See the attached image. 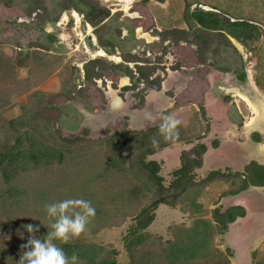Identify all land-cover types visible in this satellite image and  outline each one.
Masks as SVG:
<instances>
[{
    "label": "rangeland",
    "instance_id": "1",
    "mask_svg": "<svg viewBox=\"0 0 264 264\" xmlns=\"http://www.w3.org/2000/svg\"><path fill=\"white\" fill-rule=\"evenodd\" d=\"M222 69L248 71L264 105V0H0V264H19L22 246L51 231L48 204L77 197L95 217L54 243L69 257L82 247L78 264H172L168 249L188 237L197 258L178 264H264L244 217L224 222L250 178L227 166L245 133L242 123L228 135L220 117L241 98L208 89ZM114 95L120 111L109 109ZM167 113L183 122L176 141L158 133ZM36 143L62 161L33 162ZM36 221L44 228L28 233Z\"/></svg>",
    "mask_w": 264,
    "mask_h": 264
},
{
    "label": "crops",
    "instance_id": "2",
    "mask_svg": "<svg viewBox=\"0 0 264 264\" xmlns=\"http://www.w3.org/2000/svg\"><path fill=\"white\" fill-rule=\"evenodd\" d=\"M222 71L223 72H220L221 77H219V79L217 78L211 79V77L209 76L207 77L206 75L208 82V89H211L212 93H216L218 95V99L224 98L225 100L227 98L233 99L239 97L241 98L242 101L235 100L231 103L232 106L233 104H235L236 112L230 111V108L232 107L230 104L228 105L229 112L222 111V115H220L221 112L219 113L220 111L219 109L220 105L218 104L219 101L208 99L207 101L208 111L211 114L212 113L217 114V116L220 115V117L223 116L222 118L226 117L228 113L227 117L231 125V127L229 128L230 130H228V135H231L232 133L235 135L236 130L240 128L242 123L244 124V133H245V141L243 143H239V146L241 148L240 150L241 152H243V155L241 156L240 160L238 161L233 160V162L231 164H228L227 166L234 167L238 171L242 170L241 173H245L247 168L252 165L253 161H256L258 163L257 164L258 166L264 167V145H262L260 148L257 149L253 145L248 143L249 132L256 131L264 137V105L262 104V102H259L258 100L256 101L258 97L256 95V89L254 87L255 85L254 80L249 75L248 71H246L248 76L246 75V72L243 70L231 71V70L222 69ZM210 73L211 70L207 74L211 75ZM243 79L246 81L245 84H243ZM233 82H237L238 84L242 83L239 84L240 88L241 87H243V89L246 88L247 92L245 93L241 92L239 91V88H237V90L234 88L231 90L232 87L231 83ZM243 102L247 104L248 108L242 107ZM252 106L256 110L259 109L260 114L259 112L256 113L255 109H253ZM250 110H253L251 111V113L254 116L248 119L246 114ZM210 118H212V116ZM247 120H249L248 123H246ZM253 123L254 125H252ZM251 138H252V134H251ZM253 151L255 155H252ZM249 159H251V161H249ZM212 162H215V160L212 159ZM241 193H244L245 196L238 198L236 203H234L235 204L234 206L238 208L239 206H241L247 208L248 210V213L247 212L244 213L243 215L244 218L240 217L243 219L239 218L240 220H242L241 222L244 223L245 228H243V225H241V229L242 230L245 229L243 230V232L246 236L245 238L247 241L246 245L247 243L248 244L253 243L255 245L261 244L264 246V187L251 186L250 190L247 189ZM249 225H251V227Z\"/></svg>",
    "mask_w": 264,
    "mask_h": 264
},
{
    "label": "clouds",
    "instance_id": "3",
    "mask_svg": "<svg viewBox=\"0 0 264 264\" xmlns=\"http://www.w3.org/2000/svg\"><path fill=\"white\" fill-rule=\"evenodd\" d=\"M124 102L119 96L110 98L109 109L120 111ZM152 119L151 114L147 117ZM162 122L158 133L165 141H176L179 137V129L182 120L176 113L162 114ZM153 146H158L159 140L153 137ZM96 209L91 201L84 198H68L59 202H53L46 206V215L51 221V231L44 238L32 236L27 244L23 245L24 251L20 257L19 264H78V256L73 254L67 256L61 247L54 241L67 243L70 239L78 238L84 233L95 217ZM28 233L38 232L39 228L28 225Z\"/></svg>",
    "mask_w": 264,
    "mask_h": 264
},
{
    "label": "trees",
    "instance_id": "4",
    "mask_svg": "<svg viewBox=\"0 0 264 264\" xmlns=\"http://www.w3.org/2000/svg\"><path fill=\"white\" fill-rule=\"evenodd\" d=\"M188 9H189V7H188ZM199 30H198L199 32H203V30H201V29H199ZM227 41H229V40L227 39ZM93 65H94V63H91V64H89L87 66V70L86 71H87L88 75L92 74L91 72L93 71V68H91V66H93ZM116 68H118V67H116ZM91 77H93V76H91ZM36 144H34L32 149L29 151L30 156L33 157L32 158L33 162H35L36 164H38V165L42 164V167L44 168L45 166H43V165H46V166L49 165L50 166L54 162V160L57 159V156H59L58 158H60V160H61V157L63 156V151L62 150H53L51 152L50 148H49V150H47L46 146L43 143L42 144L38 143L37 145ZM23 163H25V162L23 161ZM200 164H201V162L198 165H200ZM26 165H27V163H26ZM12 166L13 165H11L10 167H12ZM252 170H255V171H253V173L251 175L250 172ZM246 172H247L246 179H247V176H248V178H250V181L245 183L246 185L241 188V190L243 189L241 192L247 190L251 186L252 187H264V167L257 166V165L253 164V165H251V166H249L247 168ZM152 174H154V173H152ZM58 186H60V184ZM161 202H158V203L160 204ZM236 210L238 211V215L237 214H229V216L227 217V221H224L225 223L226 222L233 223L234 221H236L238 216L239 217H243L244 210L242 208H240V207L236 208ZM25 218L26 217L23 218L24 222H25ZM29 220H31V219L29 217H27V221H29ZM41 224H40V222L36 221L35 225H34V228H36V227L44 228ZM12 226L15 227L18 230L17 225L14 224ZM198 245L200 246V244H198ZM86 248L87 247L84 246V250H86ZM68 249H69L68 252H70L72 255L76 254L77 256L78 255L81 256V255L84 254V252H81V249H83V248L80 247V246L75 247L73 249H71V247H68ZM168 250H169L170 253L167 255L166 258L170 262H172V264H175V263L178 264V263H181V262H184V263H189L190 262L191 263L192 261H194L197 258V254H198V250L199 249H197V245L194 242H192V240H190V237H188V239L187 238L180 239L178 242L172 244ZM77 251L79 253H77Z\"/></svg>",
    "mask_w": 264,
    "mask_h": 264
},
{
    "label": "water",
    "instance_id": "5",
    "mask_svg": "<svg viewBox=\"0 0 264 264\" xmlns=\"http://www.w3.org/2000/svg\"><path fill=\"white\" fill-rule=\"evenodd\" d=\"M253 132H249V137H248V143H250L251 145H253L255 148H260L262 146L261 143L255 142L252 138H251V134ZM249 161H251V159H249Z\"/></svg>",
    "mask_w": 264,
    "mask_h": 264
},
{
    "label": "flooded vegetation",
    "instance_id": "6",
    "mask_svg": "<svg viewBox=\"0 0 264 264\" xmlns=\"http://www.w3.org/2000/svg\"><path fill=\"white\" fill-rule=\"evenodd\" d=\"M97 80H98V79H96V82H97ZM102 82H103V80H102ZM105 83H107V81H106V80H105ZM100 122H101V125H104V124H102V121H100Z\"/></svg>",
    "mask_w": 264,
    "mask_h": 264
},
{
    "label": "bare ground",
    "instance_id": "7",
    "mask_svg": "<svg viewBox=\"0 0 264 264\" xmlns=\"http://www.w3.org/2000/svg\"><path fill=\"white\" fill-rule=\"evenodd\" d=\"M112 98V97H111ZM258 107V106H257ZM263 113V112H262ZM262 121V120H261ZM252 125H254V123L252 124Z\"/></svg>",
    "mask_w": 264,
    "mask_h": 264
}]
</instances>
